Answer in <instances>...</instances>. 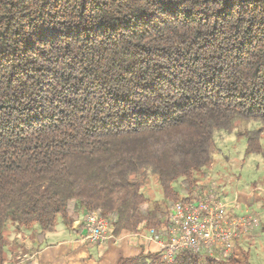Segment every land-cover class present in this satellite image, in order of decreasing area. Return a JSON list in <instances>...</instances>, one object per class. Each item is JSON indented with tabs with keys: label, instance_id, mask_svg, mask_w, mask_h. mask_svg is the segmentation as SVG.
<instances>
[{
	"label": "trees",
	"instance_id": "trees-1",
	"mask_svg": "<svg viewBox=\"0 0 264 264\" xmlns=\"http://www.w3.org/2000/svg\"><path fill=\"white\" fill-rule=\"evenodd\" d=\"M237 120L264 123V0H0V264L9 224L51 232L74 202L115 237L161 228L148 172L189 201L173 184L190 191Z\"/></svg>",
	"mask_w": 264,
	"mask_h": 264
},
{
	"label": "rangeland",
	"instance_id": "rangeland-1",
	"mask_svg": "<svg viewBox=\"0 0 264 264\" xmlns=\"http://www.w3.org/2000/svg\"><path fill=\"white\" fill-rule=\"evenodd\" d=\"M259 130H261L260 140L264 149V123L262 122L237 120L230 133L216 132L214 136L216 152L210 168L194 176V187L190 191L184 190L182 179L173 184L181 198H189V201L215 200L227 205L228 211H235L238 217L246 215L244 208L237 209L238 204L242 205L238 195L245 192L254 196L251 197L252 200H255L256 196L260 198L257 202L255 200V203L247 204L248 214L257 216L260 221L259 227L251 229L248 234L251 235L254 231L260 237L248 242L240 240V247L236 252L241 261H245V254H248L249 264H264V157L255 154L246 155V135ZM142 192L150 201L151 210L163 216L164 222L167 223L168 213L180 200H168L164 196L157 177L151 172H148L144 180ZM162 227L152 229L159 231Z\"/></svg>",
	"mask_w": 264,
	"mask_h": 264
},
{
	"label": "crops",
	"instance_id": "crops-1",
	"mask_svg": "<svg viewBox=\"0 0 264 264\" xmlns=\"http://www.w3.org/2000/svg\"><path fill=\"white\" fill-rule=\"evenodd\" d=\"M242 193L238 195L242 205L237 203V209L244 208V213L248 214V202L252 204L260 198L256 196L252 200L254 196L251 193ZM87 214L74 202L70 207L71 221L66 224L59 217L55 229L47 233H42L37 227L27 229L19 224H9L5 232L4 264H121L125 261L133 262L130 264H151L150 256L160 254L157 245L146 243L129 232L112 236L97 246L85 243L84 222ZM259 237L258 233L252 231L251 235L247 233L240 240L248 242ZM240 240L234 254L240 247Z\"/></svg>",
	"mask_w": 264,
	"mask_h": 264
},
{
	"label": "built area",
	"instance_id": "built-area-1",
	"mask_svg": "<svg viewBox=\"0 0 264 264\" xmlns=\"http://www.w3.org/2000/svg\"><path fill=\"white\" fill-rule=\"evenodd\" d=\"M111 225V220L98 212L88 213L83 241L94 246L105 243L113 236ZM259 225L257 216L238 217L234 211H228L227 205L215 200L178 201L168 213L162 230L146 229L132 235L157 245L163 261L171 264L183 252L211 258L231 256L237 242Z\"/></svg>",
	"mask_w": 264,
	"mask_h": 264
}]
</instances>
